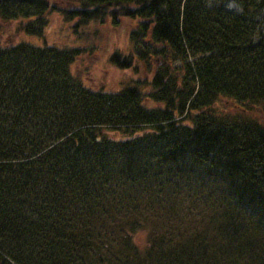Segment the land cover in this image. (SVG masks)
Masks as SVG:
<instances>
[{
  "label": "trees",
  "instance_id": "16d2710c",
  "mask_svg": "<svg viewBox=\"0 0 264 264\" xmlns=\"http://www.w3.org/2000/svg\"><path fill=\"white\" fill-rule=\"evenodd\" d=\"M65 1L0 0V264H264V0Z\"/></svg>",
  "mask_w": 264,
  "mask_h": 264
},
{
  "label": "rangeland",
  "instance_id": "374dc122",
  "mask_svg": "<svg viewBox=\"0 0 264 264\" xmlns=\"http://www.w3.org/2000/svg\"><path fill=\"white\" fill-rule=\"evenodd\" d=\"M51 2L63 6V9L71 7V4L65 0H51ZM225 7L230 11L238 12L240 10V7L231 0L227 2ZM127 24L128 21H123L121 26L115 28L98 27L96 36L88 40V43L93 46V52L81 56L73 64V72L83 78L86 85L112 89L126 81L129 76H132L131 71L117 69L108 63V55L113 49L125 48L127 50L128 41L124 32ZM67 30L68 26L64 21V17L61 14H54L50 17V22L44 31L42 40L46 44L53 42L71 44V37L67 35ZM21 39L38 44L42 41L36 37L27 36H22Z\"/></svg>",
  "mask_w": 264,
  "mask_h": 264
}]
</instances>
